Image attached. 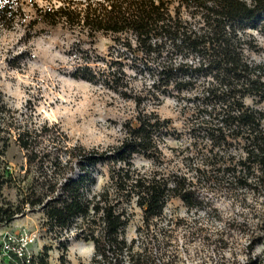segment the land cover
<instances>
[{
  "label": "trees",
  "instance_id": "trees-1",
  "mask_svg": "<svg viewBox=\"0 0 264 264\" xmlns=\"http://www.w3.org/2000/svg\"><path fill=\"white\" fill-rule=\"evenodd\" d=\"M37 15L46 24L113 35L106 55L85 52L75 57L73 77L100 84L136 106L142 96L159 100L166 94L191 104L190 136L205 156L201 165L227 164L220 179L231 178L230 183L242 177L245 187L250 186L248 180L264 184V112L244 102L254 96L264 103V63L248 56L252 44L245 33L248 22L264 16V0H60L37 8ZM23 17L20 0H0V31L13 29ZM137 78L143 83L140 91L131 82ZM168 129V120L141 111L134 123L124 125L122 140L112 150L69 147L57 124L23 127L0 94V222L38 206L52 227L75 224L78 237L92 242L88 263L76 264H171L162 250L166 231L158 229L163 233L157 236L150 230L170 197L190 203L182 193L183 178L168 180L161 172L132 168L135 154L158 161ZM13 131L26 159L25 177L35 170L25 186L5 169L3 156ZM234 142L243 154L238 160L204 163L205 158L216 160L218 152L224 154ZM110 161L121 165L110 170L107 184L91 195L92 171ZM76 165L79 173L73 177ZM11 184L18 192L16 204L1 192ZM132 203L142 209L143 223L129 241L123 232ZM248 246L243 264H264V247L253 256ZM60 260L68 264L63 255Z\"/></svg>",
  "mask_w": 264,
  "mask_h": 264
},
{
  "label": "rangeland",
  "instance_id": "rangeland-1",
  "mask_svg": "<svg viewBox=\"0 0 264 264\" xmlns=\"http://www.w3.org/2000/svg\"><path fill=\"white\" fill-rule=\"evenodd\" d=\"M20 3L24 17L13 29L0 31V94L15 120L23 127L44 121L50 126L54 123L65 134L67 146L110 151L120 144L126 123H134L141 111H154L169 121V134L159 144L158 161L135 154L132 168L147 174L158 171L168 180L183 178L182 193L190 203L178 196L170 197L150 230H155L157 236L163 233L158 229L166 231L164 240L168 241L162 250L171 264H243L249 256V244L253 256L262 253L264 184H250L248 180L250 186L245 187L240 184L242 177L230 183L231 178L220 179L227 164L201 165L205 156L194 148L190 136L191 104L166 94L159 100L142 96L143 101L136 106L134 101L100 84L73 77L71 73L78 62L75 57L85 52L106 55L114 36L102 31L89 35L65 24H46L38 17L37 8L44 9L49 3L57 5L60 0ZM245 33L252 44L248 56L264 63V16L248 22ZM125 70L131 74L128 68ZM131 82L142 90L141 79ZM244 102L264 112V103L258 98L249 96ZM261 124L264 128V119ZM14 138L15 131L3 156L5 169L25 186L35 176V170L31 168L25 177L26 159ZM241 155L234 142L224 154L218 152L216 160L205 158L204 163L228 159L234 162ZM120 165L111 161L98 164L92 171L95 182L90 194L101 191L109 180V171ZM78 173L77 165L73 166L72 176L77 177ZM1 192L6 201L17 203L15 184L5 185ZM128 212L129 224L123 234L130 241L143 223V213L133 203ZM77 232L75 224L67 229L52 227L38 206L25 207L12 220L0 222V264H61V255L68 264L88 263L93 244L80 239Z\"/></svg>",
  "mask_w": 264,
  "mask_h": 264
},
{
  "label": "built area",
  "instance_id": "built-area-1",
  "mask_svg": "<svg viewBox=\"0 0 264 264\" xmlns=\"http://www.w3.org/2000/svg\"><path fill=\"white\" fill-rule=\"evenodd\" d=\"M19 253H20V251H19Z\"/></svg>",
  "mask_w": 264,
  "mask_h": 264
}]
</instances>
